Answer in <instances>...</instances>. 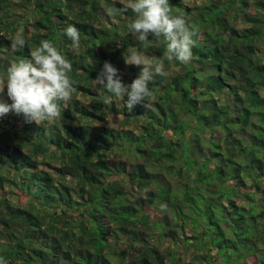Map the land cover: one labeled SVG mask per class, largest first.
<instances>
[{
	"label": "trees",
	"instance_id": "trees-1",
	"mask_svg": "<svg viewBox=\"0 0 264 264\" xmlns=\"http://www.w3.org/2000/svg\"><path fill=\"white\" fill-rule=\"evenodd\" d=\"M34 1L39 18L13 55L50 40L75 91L63 120L0 117V264H264V0H170L197 34L188 64L164 59L151 35L139 42L131 10L109 12L120 0ZM6 24L0 53L12 43ZM131 49L163 59L165 75L148 107L130 112L94 79L108 61L130 84L140 71L124 63ZM109 114L118 127L100 123Z\"/></svg>",
	"mask_w": 264,
	"mask_h": 264
},
{
	"label": "clouds",
	"instance_id": "clouds-1",
	"mask_svg": "<svg viewBox=\"0 0 264 264\" xmlns=\"http://www.w3.org/2000/svg\"><path fill=\"white\" fill-rule=\"evenodd\" d=\"M128 10L134 18L129 20L127 28L139 42L150 46L152 41L148 38L151 35L166 45L164 59L181 64L191 62L197 34L183 14L172 13L170 0H126L123 8H109L113 15ZM64 35L74 51L80 49L81 34L76 26L69 24ZM25 44L24 34L20 31L13 37L11 46L24 47ZM123 59L126 65L140 69L130 84L122 82L118 69L108 61L103 63L94 83L108 94L110 100H120L130 112L137 105L148 107L147 101L154 95L149 85L156 76L165 75L164 60L149 57L137 49L123 53ZM71 72V62L56 45L50 40H41L30 57L13 62L7 68L6 79L0 78V117L11 113L37 125L63 120L64 108L60 102L66 104L75 91ZM5 89L7 100L4 99Z\"/></svg>",
	"mask_w": 264,
	"mask_h": 264
},
{
	"label": "rangeland",
	"instance_id": "rangeland-1",
	"mask_svg": "<svg viewBox=\"0 0 264 264\" xmlns=\"http://www.w3.org/2000/svg\"><path fill=\"white\" fill-rule=\"evenodd\" d=\"M123 3L126 4V0H120ZM11 4H10V9L8 10L9 15L8 18L5 21H0V28H2V30L5 29L6 27V22H12V26L11 29L14 30L12 31V33L8 34V37L12 38L20 31L23 32V34L26 36V32H25V28L31 29V24L36 22L39 18V15L37 13H35V11L33 10L34 8V4L35 1L34 0H29L26 3V0H10ZM4 7V4H2L0 6V9ZM4 10V8H2ZM1 12V11H0ZM107 20V18H104V21ZM112 20V19H111ZM66 22V20L64 21V23ZM114 22V21H113ZM3 32V31H2ZM6 43V42H4ZM11 44H7L6 48L3 49L0 53V60L1 64L0 66L6 65V66H10L13 62L19 60L17 59L13 53L15 52L16 48H13ZM30 57V56H29ZM28 58V57H27ZM76 98L82 103V104H87L90 102V97L89 96H83L81 94H76ZM4 99L7 100V96H6V89H5V95H4ZM120 100H116L113 101L112 103L114 105H118V102ZM9 103H11V101H8ZM70 101H68L66 104L64 102H62L63 108L67 109L68 105H69ZM14 114L10 113V117L13 116ZM48 124L53 123V121L50 122H46ZM103 123L106 126L109 127H118L119 123H120V118L119 116H111L110 114L106 116V118L104 119V122H100ZM64 125V123H61V126ZM38 161H44L43 163H49L50 167L53 166H58L59 161L56 160L55 158L51 157V156H39ZM5 188L8 190L9 186H5ZM15 195L11 194L9 195V199L10 201H18L20 202L21 205L26 203V197L24 194L20 193V192H14Z\"/></svg>",
	"mask_w": 264,
	"mask_h": 264
}]
</instances>
